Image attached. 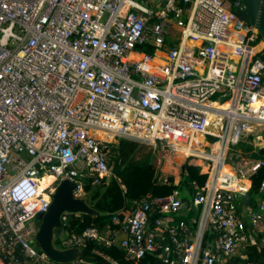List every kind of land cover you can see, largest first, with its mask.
<instances>
[{
  "label": "built area",
  "instance_id": "obj_1",
  "mask_svg": "<svg viewBox=\"0 0 264 264\" xmlns=\"http://www.w3.org/2000/svg\"><path fill=\"white\" fill-rule=\"evenodd\" d=\"M243 10L240 0H0V264H59L34 245L36 218L63 180L79 197L85 179L110 177L120 139L181 156L175 182L190 167L202 174L184 194L147 195L111 227L71 234L76 247L117 243L134 264H232L264 247V202L250 195L264 158L230 153L248 135L264 150V41Z\"/></svg>",
  "mask_w": 264,
  "mask_h": 264
},
{
  "label": "trees",
  "instance_id": "obj_2",
  "mask_svg": "<svg viewBox=\"0 0 264 264\" xmlns=\"http://www.w3.org/2000/svg\"><path fill=\"white\" fill-rule=\"evenodd\" d=\"M229 3L231 0H224ZM254 135H248L244 140L239 142L236 146L245 155L254 158H264V150L253 152V140ZM113 156L110 160L111 175L108 178L101 180L99 184L93 183V178H87L83 181V191L88 195L89 204L97 209L101 216H68L65 231L70 236L71 234H82L83 231L90 226H96L99 229H105L111 227L112 216L118 213L121 209L126 207L129 211L133 201L145 197L147 195L153 196H167L172 193L173 190L178 189L184 194L187 191L193 177L199 175L200 170L196 167H190L192 176H185L183 173L179 176L177 182L175 177L167 175V183L163 182V175L160 172H156L154 179L149 184L145 193L135 196L125 190L122 185L117 181V177H120L122 171L129 167V164L133 163L141 166H149L157 171H173L177 172V167L181 166L182 157L175 156L170 159L168 153L154 154L148 150V146L140 144L136 141L127 139H120L118 146L113 150ZM264 180V167L261 168L253 177L250 195L253 200L258 199L264 202V193L260 192V186ZM127 202V204H126ZM40 225L36 221V227ZM243 257H235L231 259L232 264H264V247L257 249L256 247L247 248L243 253ZM102 255L115 260L119 264H134L127 261L123 251H121L117 243L110 247L98 246L94 242H87L83 249L81 263L79 264H108V262L102 257ZM137 264H160V261L152 255L145 256Z\"/></svg>",
  "mask_w": 264,
  "mask_h": 264
},
{
  "label": "water",
  "instance_id": "obj_3",
  "mask_svg": "<svg viewBox=\"0 0 264 264\" xmlns=\"http://www.w3.org/2000/svg\"><path fill=\"white\" fill-rule=\"evenodd\" d=\"M249 23L257 28L264 41V0H240ZM77 184L63 180L51 195V203L46 213L39 214L40 223L33 243L50 260L59 264H71L80 261L83 251L66 237L63 216H101V213L88 202V195L74 196ZM250 196L244 197L248 203ZM57 241V242H56ZM59 243V245H57Z\"/></svg>",
  "mask_w": 264,
  "mask_h": 264
},
{
  "label": "rangeland",
  "instance_id": "obj_4",
  "mask_svg": "<svg viewBox=\"0 0 264 264\" xmlns=\"http://www.w3.org/2000/svg\"><path fill=\"white\" fill-rule=\"evenodd\" d=\"M138 1L141 2V0ZM184 20H186V17H184ZM258 129H259L258 133L263 136V140H264V129H260V127ZM236 150H237L236 146H231L230 153H235ZM156 172H160L162 173V175L164 174L169 175L174 173L173 171H168V172L157 171L149 166L144 167L141 165H136L131 163L129 164V167H126L122 171L120 177H117L116 179L125 190L127 189L133 195L138 196L146 192L149 184L154 179ZM68 236L69 235L66 232V237L68 238ZM57 245H59V243Z\"/></svg>",
  "mask_w": 264,
  "mask_h": 264
},
{
  "label": "bare ground",
  "instance_id": "obj_5",
  "mask_svg": "<svg viewBox=\"0 0 264 264\" xmlns=\"http://www.w3.org/2000/svg\"><path fill=\"white\" fill-rule=\"evenodd\" d=\"M93 134H94L95 136H97V137H100V138H104V139L107 138V135H106L104 132H102V131L94 130V131H93ZM199 170H200V173L202 174V169L199 168ZM53 180H54L53 177L45 178L44 181H43V185H48V184L51 183Z\"/></svg>",
  "mask_w": 264,
  "mask_h": 264
},
{
  "label": "crops",
  "instance_id": "obj_6",
  "mask_svg": "<svg viewBox=\"0 0 264 264\" xmlns=\"http://www.w3.org/2000/svg\"><path fill=\"white\" fill-rule=\"evenodd\" d=\"M174 174V173H173Z\"/></svg>",
  "mask_w": 264,
  "mask_h": 264
}]
</instances>
